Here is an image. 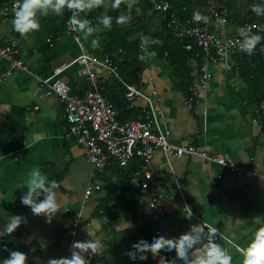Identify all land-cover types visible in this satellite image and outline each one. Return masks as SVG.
<instances>
[{
  "label": "crops",
  "instance_id": "obj_1",
  "mask_svg": "<svg viewBox=\"0 0 264 264\" xmlns=\"http://www.w3.org/2000/svg\"><path fill=\"white\" fill-rule=\"evenodd\" d=\"M182 4L184 17L195 24L210 25L215 12L205 21L193 0H183ZM147 8L150 12L143 24L138 18L140 14H132L125 6L104 0L102 7L81 14L96 31L87 39L83 33L76 32L82 41L79 46L75 34L66 29L70 13L67 9L63 15L51 11L47 16L38 13L40 29L26 37L14 30L12 18L2 12L0 46L18 40V55L30 71L41 78L49 76L59 66L70 64L81 51L101 59L111 53L116 56L121 49L118 56L130 61L129 67L123 70V62L115 60L121 78L137 84L150 97H155L154 94L160 97L161 124L168 130L172 142L228 157L234 164L264 175V109L259 107L264 94L254 89L253 76L258 61L263 58L255 51L251 54L243 51L238 56L228 55L223 62L208 64L212 74L208 88L192 104H187L186 92L191 86L187 82L192 76L196 77L195 81L199 77L201 50L191 41H184L186 54L177 53V58H185L184 66L171 64L169 52L179 48L181 41L174 38L165 16L152 10V3H148ZM105 12L112 17L110 30L104 29L97 20ZM194 13H199L202 19L194 21ZM222 16L226 18L227 34L238 35L246 21ZM145 29L148 32L143 33ZM93 39L98 40V47L93 48ZM126 46L130 47L128 55L124 51ZM3 67L1 63L0 70ZM93 69L102 76L99 89L117 111V119L128 116V120L138 119L137 114L131 117L123 113L128 109L138 111V107L126 100L122 83L101 68ZM60 79L77 95L83 96L87 90L86 77L76 64L67 67ZM37 84L31 75L19 73L0 83V231L11 215L27 219V223H22L12 234L0 235V260L9 255L4 251L6 247L25 253L27 264H47L50 258L69 257L73 242L93 240L99 241L102 247L95 255L85 253L91 264H156L151 253H147L148 258L143 261L131 260L124 254L138 240L149 241L150 224L146 226L142 212L135 215L134 220L132 211L120 202L106 201L107 189L100 174L88 164L75 141L65 136L63 104L47 93V89L38 92ZM140 101L139 104H144ZM33 107L38 108L33 110ZM139 116L143 119L142 111ZM79 154L85 158L88 168L81 170L74 163ZM172 165L177 178L163 176L161 191L163 222L168 226L170 237L188 231L190 225L197 223L207 226L205 232L215 228L216 242L232 254L233 264H242L240 249L247 247L260 226L255 218L264 217V180L220 172L214 164L187 156L173 159ZM152 166L158 173L165 169L159 151L154 153ZM33 167H39L59 186L56 191L60 211L50 222L44 215H34L20 201L27 191L22 186ZM92 173L99 177L101 189L84 200V189ZM115 179L112 177L113 181ZM141 193L140 200L146 198V194ZM140 204L142 206L141 201ZM189 210L193 214L191 219L187 218ZM76 218H80L81 223L71 238L68 232ZM161 254L165 256V252Z\"/></svg>",
  "mask_w": 264,
  "mask_h": 264
},
{
  "label": "built area",
  "instance_id": "obj_2",
  "mask_svg": "<svg viewBox=\"0 0 264 264\" xmlns=\"http://www.w3.org/2000/svg\"><path fill=\"white\" fill-rule=\"evenodd\" d=\"M183 0H155L152 10L165 16L168 27L174 38L178 41H191L200 48L202 54V66L197 81L189 87V95L186 103L192 104L201 92L208 88L212 74L208 64H216L225 61L228 55H240V35L230 36L224 29L225 16L214 14L210 25L192 23L184 17L185 7ZM15 0H0V13L13 19V4ZM181 5V6H180ZM71 12L69 13V17ZM248 27L255 34L258 33V25L246 21L241 28ZM66 29L73 32L66 21ZM76 43L81 45L80 36L76 33ZM19 42L13 39L0 46V64L4 67L0 70V83L5 82L14 73L28 74L34 77L38 84L39 92L47 89V93L53 94L64 107L65 127L64 133L82 149L88 164L96 173H103L108 164L119 169H126L129 165H135L131 180L136 188L146 194L142 198V214L151 226L148 236L151 242L153 236L164 235L170 238L168 226L163 222V176H169L176 180L177 173L172 165L173 159L184 156L199 159L203 162L214 164L220 172H229L238 177H256L264 180V175L258 174L246 166L234 164L228 157L212 154L206 150H199L193 145L176 144L170 140L169 132L160 120L161 112L158 104L161 99L156 94L150 97L143 93L137 84L128 83L121 78L118 63L123 61L119 57L121 49L116 56L111 53L98 59L81 51L80 54L68 65L55 68L53 72L41 78L32 73L26 63L18 55ZM79 66V71L86 77L87 90L83 96L73 92L72 87L60 79V74L70 65ZM93 68H101L104 73L115 78L125 87V98L129 102L141 99L145 103L143 119H131L120 122L117 119V111L103 96L99 89L102 76ZM264 109V95L259 103ZM38 107H33L37 110ZM159 151L165 162V169L158 173L153 169L154 153ZM95 174L92 173L90 179ZM88 180L84 189V200H87L93 191L101 189L100 183H92ZM109 219V218H108ZM80 225V218L73 221L68 234L71 238L76 234ZM174 252H165V257L171 259ZM177 264H183L177 261Z\"/></svg>",
  "mask_w": 264,
  "mask_h": 264
},
{
  "label": "clouds",
  "instance_id": "obj_3",
  "mask_svg": "<svg viewBox=\"0 0 264 264\" xmlns=\"http://www.w3.org/2000/svg\"><path fill=\"white\" fill-rule=\"evenodd\" d=\"M103 4L104 0H15L12 25L16 32L26 37L29 33L40 29L38 13L47 16L51 11L56 15H63L64 10L67 9L71 12L68 19L71 30L83 33L84 38L87 39L93 35L96 28L91 26V22L81 14L90 13L93 9L102 7ZM201 19L199 13H194V21ZM97 20L104 29H111L112 17L106 12ZM119 22L118 19L117 23ZM239 35L240 49L249 54L253 53L257 45L264 40V37L253 33L248 27L241 28ZM91 43L93 48L99 46L96 39H93ZM27 175L28 179L22 186L26 187L27 191L20 197L21 204L29 207L36 216L44 215L50 222L51 218L60 211L56 191L59 186L56 182L50 181L39 167H33ZM192 215L189 210L187 218L191 219ZM255 220L260 226L253 233L247 247L240 249L243 257L242 264H264V217H256ZM22 223H27L26 217L9 216L0 235L12 234ZM205 227L207 226L197 223L190 225L188 231L175 237L153 236L151 242L140 239L133 243L131 249L124 254L131 260L143 261L148 258L146 254L151 253L156 264H177L178 260L183 264H233L232 254L216 242L217 230L209 228V231L205 232ZM101 247L99 241H76L71 245L69 257L50 258L47 264H91L90 258H85V253L95 255ZM4 251H8L9 255L0 260V264H27L28 257L25 253L10 251L6 247ZM163 252H174L175 255L169 259L161 254Z\"/></svg>",
  "mask_w": 264,
  "mask_h": 264
},
{
  "label": "trees",
  "instance_id": "obj_4",
  "mask_svg": "<svg viewBox=\"0 0 264 264\" xmlns=\"http://www.w3.org/2000/svg\"><path fill=\"white\" fill-rule=\"evenodd\" d=\"M178 44H179V48L173 49L172 51L169 52L170 56H172L170 63L174 65L181 64L182 66H184L185 61H186L185 58L184 59L181 57L177 58V56L180 52H184V54H186V50H185L186 44L182 42ZM193 46L198 50V48L194 44ZM129 48H130L129 46L124 47V51L126 52V54L129 52L128 51ZM122 62L123 63L121 65H122L123 70L127 69L130 65L129 59L122 61ZM258 63H259V66L257 65V67L254 70L255 74H253L254 79H255L254 89H256V91L260 93L261 95L262 93L264 94V61L260 59ZM195 79L196 77L192 76V78H190L189 82L187 83L188 84L190 83L192 85ZM186 93L187 95H189V92H186ZM123 113L128 114L131 117H134V115L137 114V110L132 111L131 109H128L127 111H123ZM128 119H129V116L127 118L118 117V121L120 122L127 121ZM134 167L135 165L131 164L126 169L122 170V169L114 167L112 164H108L106 168L104 169L103 173H101L99 177L103 181L105 188L107 189L106 201L108 202V201L116 200L120 202L127 210L132 211L133 219L136 220L135 215H139L142 212V206L140 204V198H141L142 193L138 188H136L131 183V178L135 170ZM108 171H110L111 174L107 175ZM112 177L116 179L113 181ZM148 224H149V221L147 220L146 226H148ZM8 245H5V246H8Z\"/></svg>",
  "mask_w": 264,
  "mask_h": 264
},
{
  "label": "water",
  "instance_id": "obj_5",
  "mask_svg": "<svg viewBox=\"0 0 264 264\" xmlns=\"http://www.w3.org/2000/svg\"><path fill=\"white\" fill-rule=\"evenodd\" d=\"M128 8L129 12L140 14V18L145 21V17L150 12L147 8L148 3L154 0H110ZM196 8L204 14V20L208 19L215 12L217 15H227L234 21H251L258 25V34L264 37V0H193ZM126 14V11H122ZM144 24V23H143ZM145 27V25H144ZM147 30H143L145 33ZM148 32V31H147ZM255 54L264 60V40L256 47Z\"/></svg>",
  "mask_w": 264,
  "mask_h": 264
},
{
  "label": "rangeland",
  "instance_id": "obj_6",
  "mask_svg": "<svg viewBox=\"0 0 264 264\" xmlns=\"http://www.w3.org/2000/svg\"><path fill=\"white\" fill-rule=\"evenodd\" d=\"M175 43H177L176 41H174ZM133 77V76H132ZM132 79H134V80H136V77L134 76ZM142 91V90H141ZM143 92V91H142ZM144 93V92H143ZM120 97H122V96H120ZM138 101H140V99H137V100H135L134 102H130L134 107H138L137 109H138V111H137V115H138V119L140 118V112L141 111H144V108H145V103L143 104V103H141V104H139L140 102H142V101H140L139 103H138ZM119 102H120V99H119ZM126 104H128V103H126ZM130 105V104H129ZM140 107V108H139ZM132 111H134V110H132ZM27 119V118H26ZM77 151H79L80 150V148L77 146V149H76ZM82 150V149H81ZM85 157V156H84ZM82 158V156H81V154H79L76 158H75V162L74 163H77V165H78V167L81 169V170H83V169H85L86 167L88 168L89 166L87 165V163H85V158ZM84 159V160H83ZM90 181L92 182V183H100V181H99V177H97V176H92L91 177V179H90ZM97 191H99V190H97ZM97 191L95 190V191H93V193H97Z\"/></svg>",
  "mask_w": 264,
  "mask_h": 264
},
{
  "label": "bare ground",
  "instance_id": "obj_7",
  "mask_svg": "<svg viewBox=\"0 0 264 264\" xmlns=\"http://www.w3.org/2000/svg\"><path fill=\"white\" fill-rule=\"evenodd\" d=\"M81 209V208H80ZM165 215V214H164ZM78 216V215H77ZM81 223V222H80Z\"/></svg>",
  "mask_w": 264,
  "mask_h": 264
},
{
  "label": "flooded vegetation",
  "instance_id": "obj_8",
  "mask_svg": "<svg viewBox=\"0 0 264 264\" xmlns=\"http://www.w3.org/2000/svg\"><path fill=\"white\" fill-rule=\"evenodd\" d=\"M154 1H155V0H154ZM154 1H153V2H154Z\"/></svg>",
  "mask_w": 264,
  "mask_h": 264
}]
</instances>
